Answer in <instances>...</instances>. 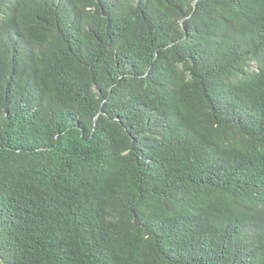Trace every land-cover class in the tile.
<instances>
[{
	"label": "trees",
	"instance_id": "1",
	"mask_svg": "<svg viewBox=\"0 0 264 264\" xmlns=\"http://www.w3.org/2000/svg\"><path fill=\"white\" fill-rule=\"evenodd\" d=\"M0 264H264V0H0Z\"/></svg>",
	"mask_w": 264,
	"mask_h": 264
},
{
	"label": "rangeland",
	"instance_id": "2",
	"mask_svg": "<svg viewBox=\"0 0 264 264\" xmlns=\"http://www.w3.org/2000/svg\"><path fill=\"white\" fill-rule=\"evenodd\" d=\"M252 65H253V63H252Z\"/></svg>",
	"mask_w": 264,
	"mask_h": 264
}]
</instances>
